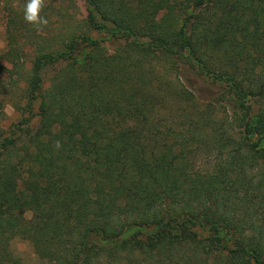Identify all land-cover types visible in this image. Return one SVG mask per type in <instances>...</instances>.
<instances>
[{
  "label": "trees",
  "instance_id": "trees-1",
  "mask_svg": "<svg viewBox=\"0 0 264 264\" xmlns=\"http://www.w3.org/2000/svg\"><path fill=\"white\" fill-rule=\"evenodd\" d=\"M63 1L9 8L0 264H264V0Z\"/></svg>",
  "mask_w": 264,
  "mask_h": 264
},
{
  "label": "rangeland",
  "instance_id": "rangeland-1",
  "mask_svg": "<svg viewBox=\"0 0 264 264\" xmlns=\"http://www.w3.org/2000/svg\"><path fill=\"white\" fill-rule=\"evenodd\" d=\"M18 0H0V80L5 78V69L10 67L8 61L5 60V52L7 50L6 40V23L9 15V8L16 7ZM64 12L71 18H83L85 16V5L83 0H66L61 3ZM52 19L53 16H52ZM106 37V36H105ZM120 39L108 38L103 42L104 46L113 51L115 48L121 45ZM183 79H187L189 86L194 90L200 99L208 100L213 93L217 90V86L204 81L202 78L195 76L190 72H185ZM3 106V108H2ZM0 109L3 110L2 117H0V124L7 125L12 121H15L17 114L14 112L11 104L7 103L6 98L3 100V105H0ZM30 212H27L25 216L29 218ZM11 248L15 254L21 257L22 264H46L41 261L34 253L31 243L20 237H16L11 241Z\"/></svg>",
  "mask_w": 264,
  "mask_h": 264
},
{
  "label": "clouds",
  "instance_id": "clouds-1",
  "mask_svg": "<svg viewBox=\"0 0 264 264\" xmlns=\"http://www.w3.org/2000/svg\"><path fill=\"white\" fill-rule=\"evenodd\" d=\"M36 8H37L36 0H32V2H31L30 5H29V8H28V11H29L30 13H32V14H31V15H28V16L26 17V19H28L29 21H31V20L34 19Z\"/></svg>",
  "mask_w": 264,
  "mask_h": 264
}]
</instances>
